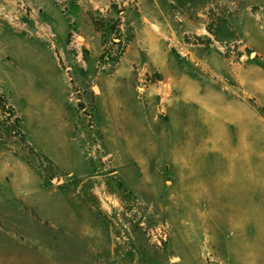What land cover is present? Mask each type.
Instances as JSON below:
<instances>
[{"label": "rangeland", "instance_id": "1", "mask_svg": "<svg viewBox=\"0 0 264 264\" xmlns=\"http://www.w3.org/2000/svg\"><path fill=\"white\" fill-rule=\"evenodd\" d=\"M28 1L0 0V97L24 136L0 105V264H264V0H107L101 59L145 24L174 34L172 48L207 47L172 71L173 106L150 64L136 87L96 82L123 123L104 141L97 85L56 36L67 0H52L56 13ZM21 10L50 29L13 28Z\"/></svg>", "mask_w": 264, "mask_h": 264}, {"label": "crops", "instance_id": "2", "mask_svg": "<svg viewBox=\"0 0 264 264\" xmlns=\"http://www.w3.org/2000/svg\"><path fill=\"white\" fill-rule=\"evenodd\" d=\"M142 1L144 0H139V2ZM157 1L158 0H152L155 4H157ZM28 3L31 6L40 8L44 13H49L51 11H55L56 13V10L58 11V9H60L52 0H36L31 3L28 1ZM106 6L107 0H67L65 11H61L65 13L63 15L65 16V21L63 22V20L59 19V24L54 25V28L56 29V36H60L61 53L68 66H76V68L83 69L84 72L82 74L86 82L91 81L96 84V82L100 81L107 89V87L110 86L111 80H115L118 76L122 78L129 77L131 85L133 82L136 87L143 74V68L147 64H150L163 80V88L168 93L166 100H168L170 105L171 103L173 104V101L175 98H179V95H175V84L171 76L172 71L176 68L180 69L179 65L186 61L199 65L197 55L200 51H205L207 45L181 44L179 45L180 49L172 48L170 44L166 42L165 38L170 37L175 39L174 34L170 36V33L166 32L164 29L156 31L145 24L139 32L136 30L134 31L136 34L131 36L132 38L128 41L126 49L122 52L118 60L115 58L107 60L106 57H104L105 59H101L104 46L102 42H104L105 38L109 37V34L105 29L102 30L99 28L95 24V21L97 18L96 15L99 13L97 9L101 10L102 8H106ZM19 18L21 23L16 24L1 17L3 21H7L13 28L26 30L29 34L37 36L43 34L37 29V23L43 25L45 22H41L36 16L33 17L22 10ZM71 19H74V23L78 21L76 27H71ZM136 20L143 24L144 20H149V16L147 13L140 14L136 17ZM46 25L50 29V25ZM131 32L133 33V30ZM74 47H78L77 51L80 48L83 54L81 56V51L79 50L77 60H75L73 56ZM253 85L260 88L261 83L255 82ZM184 88L188 89L189 86H184ZM146 93L148 103H154L155 99L159 100L154 94L153 88L150 87L147 89ZM101 95H103V92L97 85V91H94L93 94L97 125L101 137L103 138L102 140L104 141L105 137H108V129L111 130L110 133L112 136H109V140H112L113 134L121 133L123 123H121L120 120H113L107 92L103 95L104 104H100L98 101ZM163 116L164 118L168 117L167 110ZM29 142L31 143L30 140ZM141 163H143V161H141ZM113 165L118 175L134 187L130 182L132 179L131 173L127 169V165L129 164L122 161L115 164L113 161ZM175 176L178 175L175 173ZM165 180L168 184L171 183L170 178H166Z\"/></svg>", "mask_w": 264, "mask_h": 264}, {"label": "trees", "instance_id": "3", "mask_svg": "<svg viewBox=\"0 0 264 264\" xmlns=\"http://www.w3.org/2000/svg\"><path fill=\"white\" fill-rule=\"evenodd\" d=\"M0 105L2 106L3 112L6 116H8L9 118L13 117L14 118V125L11 126V129L9 130L10 133H19L20 136L24 139V136L22 134V132L20 131V119L18 116L15 115L14 111L12 108H5V104L2 101V98L0 97Z\"/></svg>", "mask_w": 264, "mask_h": 264}, {"label": "built area", "instance_id": "4", "mask_svg": "<svg viewBox=\"0 0 264 264\" xmlns=\"http://www.w3.org/2000/svg\"><path fill=\"white\" fill-rule=\"evenodd\" d=\"M46 32H47V30H46ZM47 33H48V32H47ZM49 35H50V34H49ZM139 89H140V90H143V89H142V87H141V88H139Z\"/></svg>", "mask_w": 264, "mask_h": 264}]
</instances>
